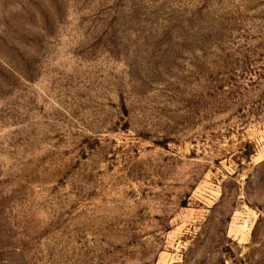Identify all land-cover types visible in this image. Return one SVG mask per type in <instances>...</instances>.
I'll list each match as a JSON object with an SVG mask.
<instances>
[{"label":"rangeland","instance_id":"374dc122","mask_svg":"<svg viewBox=\"0 0 264 264\" xmlns=\"http://www.w3.org/2000/svg\"><path fill=\"white\" fill-rule=\"evenodd\" d=\"M0 264H264V0H0Z\"/></svg>","mask_w":264,"mask_h":264}]
</instances>
